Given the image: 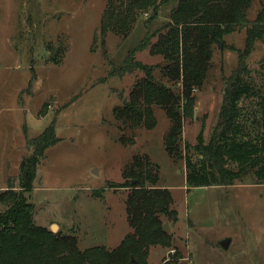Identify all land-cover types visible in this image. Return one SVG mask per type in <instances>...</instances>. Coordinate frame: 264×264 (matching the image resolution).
Segmentation results:
<instances>
[{
  "label": "rangeland",
  "instance_id": "374dc122",
  "mask_svg": "<svg viewBox=\"0 0 264 264\" xmlns=\"http://www.w3.org/2000/svg\"><path fill=\"white\" fill-rule=\"evenodd\" d=\"M108 1L0 0V194L20 190V163L33 152L31 142L53 127L58 142L40 162L34 188L25 192L36 226H58L54 234L74 235L83 251L117 248L132 232L122 173L134 155H147L158 169V187L172 193L178 212L176 223L161 217L172 245L152 247L148 264H264V185L189 189L184 162L175 163L165 150L170 120L157 107L154 128L134 131L133 144L120 142L113 110L130 99L144 72H113L132 55L144 65L161 62L149 48L135 49L148 37L156 41L152 36L168 22L173 4L161 7L156 18L144 12L123 39L101 33ZM263 9L264 0H253L249 20ZM246 37L241 30L224 37L223 49L214 47V65L196 92L197 116L184 121L183 142L195 145L202 131L210 139L224 78L238 67ZM254 47L246 62L261 79L264 42ZM230 239L223 249L221 242Z\"/></svg>",
  "mask_w": 264,
  "mask_h": 264
},
{
  "label": "trees",
  "instance_id": "16d2710c",
  "mask_svg": "<svg viewBox=\"0 0 264 264\" xmlns=\"http://www.w3.org/2000/svg\"><path fill=\"white\" fill-rule=\"evenodd\" d=\"M253 0H109L104 11L101 33L123 39L141 21L144 12L157 17L160 8L173 4L168 22L140 44L135 51L149 48L161 57L151 66L135 61L132 55L115 73L144 72L129 100L113 110L120 142L133 144L134 131L156 126L154 108L170 120L164 137L165 150L175 163L183 161L186 186L228 187L264 185V61L261 79L255 78L246 60L257 41L264 42V9L251 22L247 13ZM241 30L247 32L245 49L238 51V67L225 76L224 99L219 121L208 141L203 131L191 146L183 142L184 121L194 118L196 92L207 82L213 67L214 47L224 37ZM159 75L157 78L156 75ZM260 82V83H259ZM131 132L130 136L127 134ZM58 142L53 127L33 140V152L22 161L20 190L0 194L5 206L0 212V264H148L152 247H170L171 234L164 230L161 217L178 221V212L168 189L158 187L157 167L147 155L136 154L123 170L127 222L132 232L120 246L91 247L81 250L76 237L54 234L34 224L33 207L26 191L34 188L37 168L46 151ZM132 184V182H134ZM190 191V190H189ZM166 264H177L168 261Z\"/></svg>",
  "mask_w": 264,
  "mask_h": 264
},
{
  "label": "water",
  "instance_id": "95a60500",
  "mask_svg": "<svg viewBox=\"0 0 264 264\" xmlns=\"http://www.w3.org/2000/svg\"><path fill=\"white\" fill-rule=\"evenodd\" d=\"M222 46H223V44L222 43H218V48H220V49H223L222 48ZM197 116V113H195L194 114V118ZM94 174H98V170L97 169H95L94 170ZM135 183V181L134 182H132V184H134ZM57 228H58V226H56V225H53V227H52V232L53 233H56V231H57ZM164 230L167 232V231H170V226L167 224V225H165L164 226ZM231 239L230 240H225V241H223V242H221V247L223 248V249H228L229 248V246H230V243H231Z\"/></svg>",
  "mask_w": 264,
  "mask_h": 264
},
{
  "label": "crops",
  "instance_id": "0c3cea01",
  "mask_svg": "<svg viewBox=\"0 0 264 264\" xmlns=\"http://www.w3.org/2000/svg\"><path fill=\"white\" fill-rule=\"evenodd\" d=\"M24 158H26V157H24ZM24 160V159H23ZM22 160V161H23ZM21 164V163H20ZM22 165V164H21ZM20 172H21V166H20ZM20 177V176H19ZM18 180H19V178H18ZM19 182V186H20V180L18 181Z\"/></svg>",
  "mask_w": 264,
  "mask_h": 264
}]
</instances>
